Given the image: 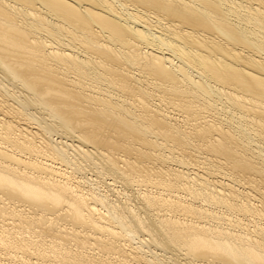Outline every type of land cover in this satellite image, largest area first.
Instances as JSON below:
<instances>
[{"label":"bare ground","instance_id":"1","mask_svg":"<svg viewBox=\"0 0 264 264\" xmlns=\"http://www.w3.org/2000/svg\"><path fill=\"white\" fill-rule=\"evenodd\" d=\"M0 264H264V0H0Z\"/></svg>","mask_w":264,"mask_h":264}]
</instances>
